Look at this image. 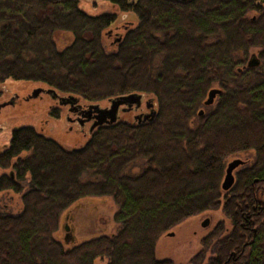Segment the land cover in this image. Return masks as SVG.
Returning <instances> with one entry per match:
<instances>
[{"label":"trees","instance_id":"obj_1","mask_svg":"<svg viewBox=\"0 0 264 264\" xmlns=\"http://www.w3.org/2000/svg\"><path fill=\"white\" fill-rule=\"evenodd\" d=\"M107 1L137 17L111 52L102 37L112 15L89 16L78 0H0V85L39 83L87 104L128 94L156 103L152 119L101 126L72 151L13 129L0 167L15 176L0 179V193L20 194V211L0 214V264H172L155 254L160 236L212 209L231 230L219 222L202 240L217 242L209 263L264 264V0ZM60 33L70 35L62 48ZM254 49L260 65L243 68ZM213 88L221 92L204 106ZM241 154L223 192L226 162ZM138 161L139 174L123 175ZM87 197H110L119 227L64 248L53 237L60 217Z\"/></svg>","mask_w":264,"mask_h":264},{"label":"rangeland","instance_id":"obj_2","mask_svg":"<svg viewBox=\"0 0 264 264\" xmlns=\"http://www.w3.org/2000/svg\"><path fill=\"white\" fill-rule=\"evenodd\" d=\"M78 1L79 9L89 16L114 15V22L104 31L102 37L103 46L107 52L115 50L114 38L123 36L125 32L134 29L137 25V17L134 14L117 10L107 0ZM249 15L252 16L253 14L250 13ZM109 33L110 35H108ZM69 41L70 35L66 33H60L55 37L58 48L64 47ZM251 54H255L259 58L258 50L254 49L248 54L246 62ZM37 88L45 89L47 87L39 83L13 81L0 85V105H4V107H0V127L3 128L0 132V143L9 142L11 130L14 126L24 125L33 127L38 134L54 140L65 151L83 147L90 137L88 126L80 129L76 124L68 123L66 118L69 117L73 120L74 116L67 112V107L60 106L47 95L42 94L39 98L30 101L31 107H27L24 103L16 106L8 105V100L13 94L23 97L29 94L31 90ZM142 96L144 101L145 99H151L149 95ZM80 104L91 105L82 100ZM98 105L100 107H108L109 103L105 101ZM142 106L144 107V105ZM154 108L156 109L155 101ZM134 115L135 113L132 112L127 115L119 114V120L126 119L132 124ZM247 155L241 154L231 157L226 163L233 159L245 161ZM145 166L143 161L135 162L124 170L123 175L135 176ZM240 168L242 169L243 167L240 166ZM240 168L237 171L241 170ZM2 173L3 171L0 170V174ZM4 173H7V170ZM92 178L91 174L84 176L85 180H91ZM18 184L21 188V193H25L28 189L27 178L19 181ZM19 195L13 192L0 193V214H18L20 211ZM116 209V205L110 197H87L81 199L61 215L58 230L53 234V237L64 248H69L73 244L81 243L94 237L112 236L119 227L113 219ZM205 220H208V224L203 227L201 224ZM219 222H223L227 228L231 229L220 209H212L182 222L169 231V233H173V236H168V233L160 236L155 248L157 258L159 260L168 259L172 264H190L192 259L202 252L200 264H208L216 244L212 241L207 249H203L202 240L206 239L207 235L212 232L213 227ZM65 223L67 224L65 225ZM65 228L69 231L65 230ZM67 234L69 235V240L65 244L64 238ZM107 263L108 260L106 258H97L94 261V264Z\"/></svg>","mask_w":264,"mask_h":264},{"label":"water","instance_id":"obj_3","mask_svg":"<svg viewBox=\"0 0 264 264\" xmlns=\"http://www.w3.org/2000/svg\"><path fill=\"white\" fill-rule=\"evenodd\" d=\"M179 1V0H175ZM180 1H185V0H180ZM119 38H117L118 40ZM260 65V59L255 55L251 54L249 56L248 61L246 62V65L243 67L247 68H256ZM240 71V69H238ZM43 89L37 88L32 91V96L31 97H37L39 93H41ZM44 92V91H43ZM220 89L218 88H213L209 90L206 96V100L204 101V106H209L213 104V101L217 95L220 94ZM45 93L50 94L53 98L57 97L56 93L52 89L45 90ZM59 103L65 104H73L77 102V98L73 96H67V97H57ZM143 96L141 94H128V95H122L118 96L112 99L108 100L109 106L106 108H101L98 104H91L88 106L87 110L84 111V114H90L94 113V119L95 122L91 126L90 131L99 125H102L103 123L106 124H113L116 122L117 117L119 116V109L122 107V112L129 111L132 107L136 110L137 108L140 107V104L142 102ZM149 101H147L146 106L149 107ZM202 114V111L199 112V115ZM155 116V111L153 110L147 115L143 116L144 121L152 119ZM243 161L240 159H233L230 162L226 164L225 171H224V176L221 181V190L222 191H228L231 189L234 185L235 182V174L234 171L238 169L240 166L243 165ZM208 224V220H205L202 222V226L205 227ZM168 236H173V233H168ZM69 240L68 234L65 236L64 241L66 242Z\"/></svg>","mask_w":264,"mask_h":264},{"label":"flooded vegetation","instance_id":"obj_4","mask_svg":"<svg viewBox=\"0 0 264 264\" xmlns=\"http://www.w3.org/2000/svg\"><path fill=\"white\" fill-rule=\"evenodd\" d=\"M169 1H173V2H179V3H187L188 1H190V0H185V1H175V0H169ZM124 13V12H123ZM102 15H104V14H102ZM107 15H112V16H114L113 14H107ZM114 19H115V17H114ZM114 22V21H113ZM112 24V23H111ZM110 24V25H111ZM110 27V26H109ZM108 27V28H109ZM107 28V29H108ZM106 29V30H107ZM129 31V30H128ZM108 35H110V33L108 34ZM117 40V38H114L113 39V41H116ZM119 40V39H118ZM117 40V41H118ZM42 89V88H41ZM49 88H45V89H43V91L41 92V93H39L38 95H37V97H31L32 96V91L33 90H31V92L29 93V94H26L25 96H23V97H19L17 94H13L11 97H10V99L8 100V105H11V106H16V105H18V104H26V106L27 107H31V105L32 104H30V101H32V100H35V99H37V98H39L40 97V95H42V94H45V95H47L50 99H52V100H54V101H56L60 106H63V107H67V112L70 114V115H73L74 116V119L73 120H71L69 117H67L66 118V121L68 122V123H71V124H76L80 129H83L85 126H88V131L90 132V133H92L95 129H97V128H99V127H101V126H104V125H108V124H106V123H103L102 125H99V126H96V127H94L91 131H90V128H91V126L94 124V122H95V119H94V116H95V114L94 113H90L89 115L88 114H84V111H86L87 110V108H88V106L89 105H81L80 104V101L79 100H77V102L76 103H73V104H68V103H65V104H60L59 103V101H58V98L57 97H59V96H62V95H58V94H56L57 95V97H55V98H53L50 94H47V93H45V90H48ZM63 97H67V96H64L63 95ZM147 101H149L150 103H149V107H147L146 106V103H147ZM108 102V101H107ZM142 105H144V107L142 106ZM4 107V105H0V107ZM101 108H106V106L105 107H101ZM122 110V107L119 109V114H123V113H130V112H132V113H135V115H134V120L135 121H137V122H141V121H144V119H143V116L144 115H147V114H149L150 112H152L153 110L155 111V108H154V102L151 100V99H145V101H144V97H143V99H142V102H141V104H140V107L139 108H137L136 110L134 109V107H132L129 111H126V112H122L121 111ZM150 120V119H149ZM117 121H119V116L117 117V120H116V122ZM146 121H148V120H146ZM115 123V122H114ZM18 126H14L13 128H12V130H11V133H12V131H13V129L15 128H17ZM20 127H23V126H20ZM27 127H29V126H27ZM2 129L3 128H1L0 127V132L2 131ZM70 130V129H69ZM5 132V131H4ZM3 132V133H4ZM37 133V132H36ZM1 134V133H0ZM54 141V140H53ZM55 142V141H54ZM6 142H4L3 144H1L0 143V155H2L6 150H7V148H8V143H6ZM13 168H12V165L8 168V169H3V168H1L0 167V170L1 171H3V173L2 174H0V179L2 178V177H5V176H9L10 177V179H12V180H14V176H15V174H14V172H13V170H12ZM6 170H7V173H4V172H6ZM236 171H237V169L234 171V174H235V176H236ZM235 183V182H234ZM232 189V188H231ZM231 189H229L228 191H230ZM228 191H225V192H228ZM224 192V191H223ZM216 226V225H215ZM215 226L213 227V229L215 228ZM213 229H212V231H213ZM65 230H67V229H65ZM230 230L231 229H229V228H226L225 229V231L228 233V232H230ZM67 231H69V230H67ZM253 231V234L255 233L254 232V230H252ZM69 236V235H68ZM252 242V241H251ZM250 242V243H251ZM215 244H216V248H215V250L213 251L214 253H213V255L212 256H210V258H209V262H212L213 260H215V258H216V255H215V252H216V249H217V242H215ZM242 250V249H241ZM231 255L232 256H235V253H231ZM197 256V255H196ZM208 262V264H210Z\"/></svg>","mask_w":264,"mask_h":264}]
</instances>
